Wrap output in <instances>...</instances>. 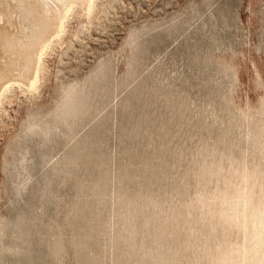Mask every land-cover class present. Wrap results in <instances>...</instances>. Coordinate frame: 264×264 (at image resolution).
Returning <instances> with one entry per match:
<instances>
[{"label": "rangeland", "instance_id": "rangeland-1", "mask_svg": "<svg viewBox=\"0 0 264 264\" xmlns=\"http://www.w3.org/2000/svg\"><path fill=\"white\" fill-rule=\"evenodd\" d=\"M42 60L0 101V264H264V0H96Z\"/></svg>", "mask_w": 264, "mask_h": 264}, {"label": "bare ground", "instance_id": "bare-ground-1", "mask_svg": "<svg viewBox=\"0 0 264 264\" xmlns=\"http://www.w3.org/2000/svg\"><path fill=\"white\" fill-rule=\"evenodd\" d=\"M95 2L0 0V101L13 85L33 89L42 56L59 39L68 18L77 8L89 13Z\"/></svg>", "mask_w": 264, "mask_h": 264}]
</instances>
